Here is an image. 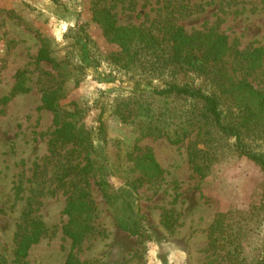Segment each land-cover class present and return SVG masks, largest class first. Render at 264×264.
<instances>
[{
  "label": "rangeland",
  "instance_id": "rangeland-1",
  "mask_svg": "<svg viewBox=\"0 0 264 264\" xmlns=\"http://www.w3.org/2000/svg\"><path fill=\"white\" fill-rule=\"evenodd\" d=\"M189 3L176 21L185 31L213 28L239 49H264V0ZM167 5L163 0H0V264H64L68 255L74 264H264L259 167L239 155L231 139L215 138L214 156L205 161L203 174L197 173L188 160L195 135L183 129L181 112L190 110L188 103L131 96L133 82L114 69L108 56L117 46L106 42L92 19L93 11L103 7L118 24L152 26L170 10ZM79 25L97 64L91 61L77 86L66 81L60 106L64 116L77 111L81 142L54 146V114L42 106L38 81L56 71L37 61L39 35L59 56L72 57L70 43ZM21 71L28 90L13 92ZM118 108L162 112L159 128L166 134H144L140 116L122 120ZM100 121L103 133L98 135ZM167 135L180 140L171 142ZM143 152L159 165L158 175L148 177L133 160ZM102 161L106 172L98 169ZM63 169L69 172L65 177ZM126 184L134 195V234L122 223L126 212L119 192ZM81 191L90 216L83 237L73 244L63 232V210ZM32 219L42 221L45 230L17 257V240ZM212 228L215 248L209 247Z\"/></svg>",
  "mask_w": 264,
  "mask_h": 264
},
{
  "label": "trees",
  "instance_id": "trees-1",
  "mask_svg": "<svg viewBox=\"0 0 264 264\" xmlns=\"http://www.w3.org/2000/svg\"><path fill=\"white\" fill-rule=\"evenodd\" d=\"M113 1L116 0H106L110 3ZM163 1L170 10L154 20L152 26L121 25L110 9L101 7L93 11L92 19L100 25L106 42L118 48L117 52L108 55L114 69L124 71L127 79L133 82V97H175L188 103L190 110L181 112L186 118L183 129L195 135L188 160L197 173L203 174L204 164L214 156L216 147H213L212 141L216 138L231 139V147L255 163L264 176V49H239L229 43L225 34L213 28L187 32L176 21L185 8L189 9L190 0ZM39 38L41 47L37 61L48 62L56 71L55 75L47 74L38 81L42 106L54 114L56 127L51 134L52 144L80 143L77 140L80 131L74 119L77 111L64 116L60 99L65 94L67 80L71 79L77 86L79 76L91 61L97 64L89 55L88 34L82 25L74 30V41L70 43V52L74 54L72 57L70 54L59 56L49 40L41 35ZM26 82L25 72H19L13 92L27 91ZM129 103L127 99L125 106ZM125 111L123 113L121 108L116 109L122 120L140 116L144 134H166L159 128L160 118L164 117L162 112L149 115L133 113L131 109ZM97 133H103L101 121ZM167 136L171 142L180 140V137L174 139ZM197 143H201L202 148H197ZM133 160L143 165L148 177L156 176L161 171L150 152H143ZM86 166L81 169L84 170ZM98 169L106 172L107 163L100 162ZM67 170L63 169L64 177L69 174ZM85 194L81 191L73 196L63 210L67 217L63 232L73 244L83 237L89 222V205ZM119 196L126 212L123 227L134 234L138 231V224L131 185L126 184ZM44 230L42 221L32 219L17 240L16 256L22 257ZM217 245L218 237L212 228L209 247L215 248ZM64 264H74L70 255Z\"/></svg>",
  "mask_w": 264,
  "mask_h": 264
}]
</instances>
